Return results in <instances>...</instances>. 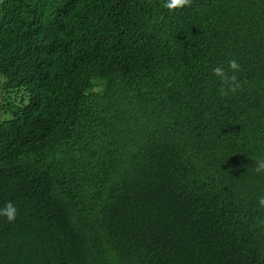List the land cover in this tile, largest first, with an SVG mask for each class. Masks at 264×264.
<instances>
[{"label":"trees","instance_id":"16d2710c","mask_svg":"<svg viewBox=\"0 0 264 264\" xmlns=\"http://www.w3.org/2000/svg\"><path fill=\"white\" fill-rule=\"evenodd\" d=\"M163 2H1L0 264H264V0Z\"/></svg>","mask_w":264,"mask_h":264},{"label":"clouds","instance_id":"9594fccd","mask_svg":"<svg viewBox=\"0 0 264 264\" xmlns=\"http://www.w3.org/2000/svg\"><path fill=\"white\" fill-rule=\"evenodd\" d=\"M191 5V0H164L163 7L169 12H175L182 10L186 6ZM229 69L233 75L229 76L228 72L223 67H215L212 72L215 77H217L221 84L223 85L219 92L222 96H226L229 91L235 92L239 87L237 82L236 72L239 71L240 65L236 60H230L228 62ZM257 174L264 173V158H257L255 160ZM258 205L264 208V196L258 198ZM18 216V209L15 203L11 200L7 201L2 208H0V217L6 218L7 222L14 223Z\"/></svg>","mask_w":264,"mask_h":264},{"label":"rangeland","instance_id":"374dc122","mask_svg":"<svg viewBox=\"0 0 264 264\" xmlns=\"http://www.w3.org/2000/svg\"><path fill=\"white\" fill-rule=\"evenodd\" d=\"M11 117L9 113L5 112L1 108V85H0V121Z\"/></svg>","mask_w":264,"mask_h":264},{"label":"flooded vegetation","instance_id":"af4514ba","mask_svg":"<svg viewBox=\"0 0 264 264\" xmlns=\"http://www.w3.org/2000/svg\"><path fill=\"white\" fill-rule=\"evenodd\" d=\"M3 0H0V6H1V2H2Z\"/></svg>","mask_w":264,"mask_h":264}]
</instances>
